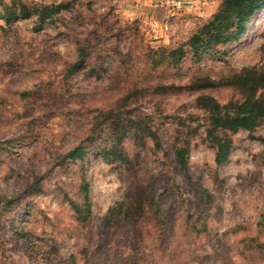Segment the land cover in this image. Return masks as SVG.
<instances>
[{
	"label": "rangeland",
	"instance_id": "374dc122",
	"mask_svg": "<svg viewBox=\"0 0 264 264\" xmlns=\"http://www.w3.org/2000/svg\"><path fill=\"white\" fill-rule=\"evenodd\" d=\"M224 1L0 0V264H264V120L217 164L205 108L264 72V7L190 45Z\"/></svg>",
	"mask_w": 264,
	"mask_h": 264
},
{
	"label": "trees",
	"instance_id": "16d2710c",
	"mask_svg": "<svg viewBox=\"0 0 264 264\" xmlns=\"http://www.w3.org/2000/svg\"><path fill=\"white\" fill-rule=\"evenodd\" d=\"M262 7H264V0H225L222 8L203 27L202 31L204 32L192 36L190 45L230 39L232 34L223 36L221 31L225 27L228 28L229 22L228 24L224 22L231 18L237 19V34H241L247 14ZM46 9L48 10L47 15L53 10L52 8ZM184 54L185 50L178 46L167 53V58L171 61H178ZM234 83L242 90V100L225 104L212 101V105L205 107L210 114L207 134L215 145V162L217 164L225 161L231 147L230 140L218 138L215 135L218 130L236 132L239 129H244L250 131L264 120V98H259L252 93L256 87H264V72H256L253 69L244 70L234 75ZM183 153L182 149L176 153L181 164L184 162Z\"/></svg>",
	"mask_w": 264,
	"mask_h": 264
}]
</instances>
